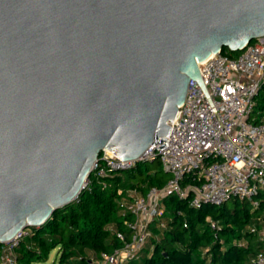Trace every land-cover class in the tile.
<instances>
[{
  "label": "water",
  "instance_id": "95a60500",
  "mask_svg": "<svg viewBox=\"0 0 264 264\" xmlns=\"http://www.w3.org/2000/svg\"><path fill=\"white\" fill-rule=\"evenodd\" d=\"M264 41V0H0V244L74 200L99 153L167 136L198 62Z\"/></svg>",
  "mask_w": 264,
  "mask_h": 264
},
{
  "label": "built area",
  "instance_id": "2783aa9c",
  "mask_svg": "<svg viewBox=\"0 0 264 264\" xmlns=\"http://www.w3.org/2000/svg\"><path fill=\"white\" fill-rule=\"evenodd\" d=\"M198 69L205 90L189 80L185 98L168 122L167 146L161 149L165 141L153 142L136 159H122L103 149L93 163L90 174L104 177L110 171L129 170L140 161L158 158L169 177L161 187L119 200L121 212L130 215L123 220L126 232L115 229L119 245L91 255V264L138 263L151 222L165 226L166 196L187 198L192 207L220 205L230 198L258 204L255 197L264 190V122H256L252 110L264 85V41L248 42L235 57L223 50L211 54L198 62ZM90 174L83 189L90 183ZM251 231L264 239V230L251 227ZM31 233L32 227L20 229L2 243L0 264H15V247ZM253 262L264 264V248Z\"/></svg>",
  "mask_w": 264,
  "mask_h": 264
},
{
  "label": "trees",
  "instance_id": "16d2710c",
  "mask_svg": "<svg viewBox=\"0 0 264 264\" xmlns=\"http://www.w3.org/2000/svg\"><path fill=\"white\" fill-rule=\"evenodd\" d=\"M222 50L231 57L238 54ZM252 116L256 122H264V85ZM168 177L158 158L140 161L129 170L110 171L104 177L90 174L88 187L76 199L55 210L41 226L32 227V233L19 242L14 249L15 264H46L53 249H57V264H91V255L119 245L115 229L126 232L123 220L130 215L120 212L118 189L126 184L143 194L150 187L163 186ZM255 198L256 206L230 198L220 205L192 207L187 198L166 196L165 226L151 222L144 254L136 264H255L253 259L264 248V239L251 227L258 229L264 220V190Z\"/></svg>",
  "mask_w": 264,
  "mask_h": 264
},
{
  "label": "rangeland",
  "instance_id": "374dc122",
  "mask_svg": "<svg viewBox=\"0 0 264 264\" xmlns=\"http://www.w3.org/2000/svg\"><path fill=\"white\" fill-rule=\"evenodd\" d=\"M123 180L124 178L122 177V182ZM117 192L121 195L120 201H127L134 195L142 194L137 189L128 187L126 184L120 187ZM258 229L264 230V220H260ZM57 261H58L57 249H53L49 254L46 264H57Z\"/></svg>",
  "mask_w": 264,
  "mask_h": 264
}]
</instances>
